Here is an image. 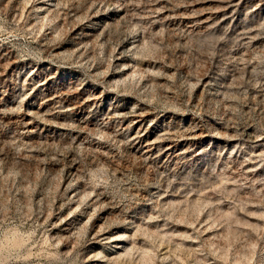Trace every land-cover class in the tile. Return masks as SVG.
<instances>
[{"label": "rangeland", "instance_id": "1", "mask_svg": "<svg viewBox=\"0 0 264 264\" xmlns=\"http://www.w3.org/2000/svg\"><path fill=\"white\" fill-rule=\"evenodd\" d=\"M0 264H264V0H0Z\"/></svg>", "mask_w": 264, "mask_h": 264}]
</instances>
